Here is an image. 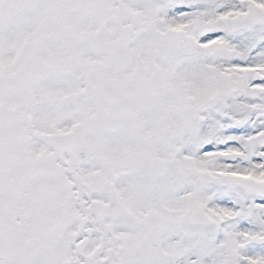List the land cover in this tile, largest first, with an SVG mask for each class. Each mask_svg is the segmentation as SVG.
I'll use <instances>...</instances> for the list:
<instances>
[{
  "label": "snow or ice",
  "instance_id": "1",
  "mask_svg": "<svg viewBox=\"0 0 264 264\" xmlns=\"http://www.w3.org/2000/svg\"><path fill=\"white\" fill-rule=\"evenodd\" d=\"M0 264H264V0H0Z\"/></svg>",
  "mask_w": 264,
  "mask_h": 264
}]
</instances>
